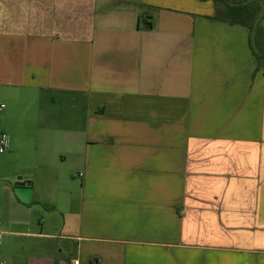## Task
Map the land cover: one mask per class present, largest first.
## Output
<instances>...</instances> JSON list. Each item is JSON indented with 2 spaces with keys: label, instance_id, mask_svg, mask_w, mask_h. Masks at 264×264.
<instances>
[{
  "label": "crops",
  "instance_id": "0c3cea01",
  "mask_svg": "<svg viewBox=\"0 0 264 264\" xmlns=\"http://www.w3.org/2000/svg\"><path fill=\"white\" fill-rule=\"evenodd\" d=\"M215 12L0 0V245L21 239L27 264H264V9L252 29Z\"/></svg>",
  "mask_w": 264,
  "mask_h": 264
},
{
  "label": "rangeland",
  "instance_id": "374dc122",
  "mask_svg": "<svg viewBox=\"0 0 264 264\" xmlns=\"http://www.w3.org/2000/svg\"><path fill=\"white\" fill-rule=\"evenodd\" d=\"M233 1V0H231ZM264 4L261 3L260 0H257L256 3H253V8L256 10V15H257V19L256 21L253 23V27L255 28L258 25V18L261 14L262 9H264ZM251 40H252V44L255 46V38L254 35L252 33L251 36ZM1 134H6L2 131V126L0 125V135ZM4 152H0V223L2 222L1 220L3 219V213L4 208L6 207V205H8V203L6 202V184H10V180L9 177L7 176H11L13 170H10L6 165L7 163L4 160ZM18 180L17 178L14 180L12 179V185H14V182ZM14 200L16 201V197L12 198L11 197V201ZM10 206V205H9ZM4 221V220H3ZM1 227H3L4 229H8L11 230L12 227L10 226L9 223L0 224V229ZM6 238V239H5ZM4 239H2V243L0 245V260H6L5 254H9L11 255L15 260V262L17 264H27V262L30 260H32L34 257H36L34 255V253L30 250V249H22V245L23 243L21 242V239L17 238L14 235H8L6 236ZM1 240V239H0ZM4 240V241H3ZM31 244H29L30 246ZM26 246H28V244H26ZM3 252V253H2ZM2 254V255H1ZM7 264V263H5ZM9 264V263H8Z\"/></svg>",
  "mask_w": 264,
  "mask_h": 264
},
{
  "label": "trees",
  "instance_id": "16d2710c",
  "mask_svg": "<svg viewBox=\"0 0 264 264\" xmlns=\"http://www.w3.org/2000/svg\"><path fill=\"white\" fill-rule=\"evenodd\" d=\"M216 5L215 15L212 19L229 23L246 25L250 29L257 19L256 10L253 3L257 0H213ZM262 13V11H261ZM261 15V14H260ZM260 18V16H259ZM258 18V22H259Z\"/></svg>",
  "mask_w": 264,
  "mask_h": 264
},
{
  "label": "built area",
  "instance_id": "2783aa9c",
  "mask_svg": "<svg viewBox=\"0 0 264 264\" xmlns=\"http://www.w3.org/2000/svg\"><path fill=\"white\" fill-rule=\"evenodd\" d=\"M4 107L3 103H0V110ZM10 146V139L7 134H1L0 135V152L6 151ZM0 237H1V232H0ZM78 260L74 259L72 260V264H78Z\"/></svg>",
  "mask_w": 264,
  "mask_h": 264
}]
</instances>
